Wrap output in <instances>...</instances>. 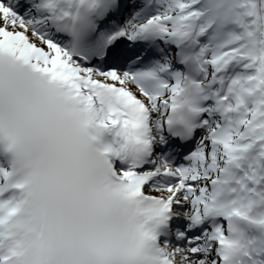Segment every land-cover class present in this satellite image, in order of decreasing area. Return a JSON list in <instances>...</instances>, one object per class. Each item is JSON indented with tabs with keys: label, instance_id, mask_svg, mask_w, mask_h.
<instances>
[{
	"label": "snow or ice",
	"instance_id": "snow-or-ice-1",
	"mask_svg": "<svg viewBox=\"0 0 264 264\" xmlns=\"http://www.w3.org/2000/svg\"><path fill=\"white\" fill-rule=\"evenodd\" d=\"M0 264H264V0H0Z\"/></svg>",
	"mask_w": 264,
	"mask_h": 264
}]
</instances>
